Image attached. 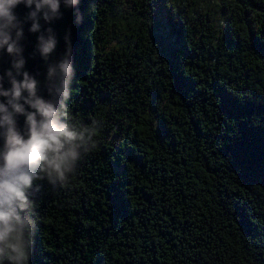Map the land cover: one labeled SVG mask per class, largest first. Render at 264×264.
Instances as JSON below:
<instances>
[{
  "label": "trees",
  "instance_id": "1",
  "mask_svg": "<svg viewBox=\"0 0 264 264\" xmlns=\"http://www.w3.org/2000/svg\"><path fill=\"white\" fill-rule=\"evenodd\" d=\"M84 21L65 119L94 147L33 182L27 264H264V0H87Z\"/></svg>",
  "mask_w": 264,
  "mask_h": 264
},
{
  "label": "clouds",
  "instance_id": "2",
  "mask_svg": "<svg viewBox=\"0 0 264 264\" xmlns=\"http://www.w3.org/2000/svg\"><path fill=\"white\" fill-rule=\"evenodd\" d=\"M77 2L65 0L67 6ZM21 3L29 8L25 22L31 21L29 32L39 33L37 51L45 61L57 41L51 28L42 30L40 21L58 18L60 7V0H0V49L12 57L10 69L0 77V97L4 98L0 102V264L5 260L27 264L31 246L27 233L36 227L34 201L29 198L33 182L46 180L54 187L66 183L82 152L94 147L91 130L77 129L65 119L74 76L70 43L65 57L47 67L49 99L37 94L38 81L23 71L19 45L23 28L14 14Z\"/></svg>",
  "mask_w": 264,
  "mask_h": 264
},
{
  "label": "water",
  "instance_id": "3",
  "mask_svg": "<svg viewBox=\"0 0 264 264\" xmlns=\"http://www.w3.org/2000/svg\"><path fill=\"white\" fill-rule=\"evenodd\" d=\"M86 6L87 0H78L77 4L72 6H67L65 0H60L58 18H54L47 23L43 20L40 21L42 30L51 28L52 34L57 41L56 47L49 55L48 61L43 60L37 51V37L39 33L29 32L31 21L25 22L29 8L21 3L14 9V14L22 23L23 28V38L19 41V45L23 49L21 55L25 60L23 71H26L38 81L37 94L45 99H49L46 91L47 67L49 64L60 62L65 57V53L69 48V43L72 67L75 64L76 52L81 43V34L86 26V22L84 21ZM11 60L12 57H10L5 50L0 49V77H4L5 71L10 69ZM5 87H8L6 82ZM3 99L4 98L0 97V102H2ZM23 122L24 117H19L18 124L21 127L23 126ZM0 145H2V140H0Z\"/></svg>",
  "mask_w": 264,
  "mask_h": 264
}]
</instances>
